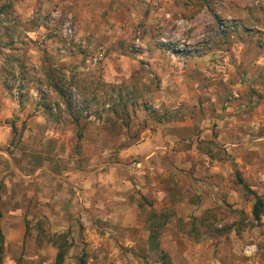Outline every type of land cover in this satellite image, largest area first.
I'll return each mask as SVG.
<instances>
[{"label":"rangeland","instance_id":"1","mask_svg":"<svg viewBox=\"0 0 264 264\" xmlns=\"http://www.w3.org/2000/svg\"><path fill=\"white\" fill-rule=\"evenodd\" d=\"M84 2L0 0L12 6L0 24V264H55L58 245L63 264H155L148 219L165 209L173 264H264V216L252 217L255 195L264 200V0ZM68 20L86 48L63 36ZM99 48L95 64L87 53ZM112 92L123 100L106 101ZM170 126L175 154L128 151ZM220 166L224 181L208 177ZM87 214L113 215L116 225L88 224L114 234L85 235Z\"/></svg>","mask_w":264,"mask_h":264},{"label":"crops","instance_id":"2","mask_svg":"<svg viewBox=\"0 0 264 264\" xmlns=\"http://www.w3.org/2000/svg\"><path fill=\"white\" fill-rule=\"evenodd\" d=\"M64 3L67 4V7H88V2H84V0H64ZM21 5H23L22 2H21ZM41 6L42 7L43 6L48 7L47 3L41 4ZM32 8H33L32 6L30 8L17 7L20 14H25V13L29 14L31 12ZM77 15L79 17V20H78V22L80 24L79 26H81V25L87 26L88 20H87L86 14L84 13V14L80 15L76 12V16ZM81 16H83V19L85 20V22L81 21V19H80ZM35 51H36L35 49H32L33 55L36 54ZM0 89H1V86H0ZM219 113H221V112L219 110H217V114H216L215 118L217 119L218 123L222 124L221 121L223 122V121L229 120V119L225 118L223 115H220ZM188 123L192 125V122H188ZM191 125H189V126H191ZM179 126L181 128V126H187V124H179ZM173 128H175V126L174 127L170 126L169 133H167V134L164 133L163 131H159L158 133H154V134L152 133V135L150 134L149 136L146 135L145 136L146 138L144 137L142 139V142H140L136 146V148L134 149V152L132 150H128V151L130 152V154L137 155V156L141 154L143 156V162L148 161L154 155L160 156V155H162V153L164 154L166 152L170 156L175 154L176 153V151H175L176 149L174 150L175 144H177L181 140V137H176L177 135L172 132L174 130ZM188 129H190V128H188ZM179 136H182V135H179ZM223 137H224V135H223ZM221 138H222V135L220 137V140H221ZM165 142L168 144V149H167V151H161L160 152V150H166V148L162 147L163 145H165ZM177 151H179L178 148H177ZM156 169L159 170V166H158V168L156 167ZM162 171H167V169H164V168L160 169V172H162ZM227 176H228V169L226 166H222V167L220 166L219 168H214L213 170L209 171V175H208V177H213V178H215V180L220 179L223 181L225 178H227ZM116 178H117V175H114L113 173L107 176V179L110 182L117 181L118 179L116 180ZM103 182L106 183L105 181H103ZM123 183H124V181L121 180L120 185L122 186ZM125 188L127 189V187H125ZM204 188L210 189L211 187L209 186V184H206V185H204ZM147 191H148V188H147ZM166 193L167 192H164V196H166ZM197 193L201 194L199 192H197ZM165 202H167V201H165ZM183 209H186V207L183 206L180 210H183ZM112 216L113 215H108V216L104 215V217H100V216H96V215H88L87 214L86 219L84 218V220H86V225L88 226V228H86V230H85V235L89 234V236H91V237L99 238L101 235H103L101 237H108V236L114 234L112 229H109L106 227L99 228V229L93 228L91 230V227L88 224V219H90L93 222H95V221L98 222V220H104L103 223L108 221L110 224L112 222V219H113ZM119 216H122V217H120V223H118L119 226H125V227L129 226L128 216L126 214L124 215V217L122 214ZM81 220H83V219H81ZM112 223H114V222H112ZM114 224L116 225V223H114ZM25 231H26V227L24 224L17 226V233L18 234H23V236H24ZM91 231H92V233H91ZM6 236H7L8 242H18L19 241V238H14L8 234H6ZM95 243H96V248H97V246H99V243L98 242H95Z\"/></svg>","mask_w":264,"mask_h":264},{"label":"trees","instance_id":"3","mask_svg":"<svg viewBox=\"0 0 264 264\" xmlns=\"http://www.w3.org/2000/svg\"><path fill=\"white\" fill-rule=\"evenodd\" d=\"M202 2L205 5L208 6H212L215 2L214 0H202ZM212 8V7H210ZM12 9L11 4L8 5V7H0V24H4L5 20L9 21L8 19V13L10 14V11ZM14 14V13H13ZM245 31H249L248 28L244 27ZM11 35V34H10ZM11 39H13V36L11 35ZM7 47H9L12 51H17L16 49V45L14 46V43L11 41L10 43H7L6 45ZM20 66L22 67L23 65L20 64ZM10 73L13 75V69H10ZM48 74L51 77L52 72L50 70H48ZM8 84V88L12 89V87ZM54 89L56 90V93L63 99L65 100L68 109L71 110L72 108V102L69 98V96L67 95V90L64 89V87H61L59 84L54 83ZM94 93H98V90H93ZM100 92V91H99ZM113 92H115V90H113ZM111 93L109 95H106L104 98L106 99V101H111V97L114 98H118L120 100H123V96L124 94L122 93H118V97L115 96L116 93ZM102 95V94H101ZM99 97V95H97ZM88 98V97H87ZM97 97L93 96L92 99L88 98L87 102L91 103L94 100H96ZM84 109V108H83ZM173 216V213L167 209H165L164 211L160 212L159 214L153 213L152 216L150 217V220L148 219V245H149V251L154 253L155 256L157 257L155 264H173L170 255L168 254V252H166L163 248H162V236H163V232L165 230V228L168 226V224L171 221V218ZM264 216V200L261 197H258L255 195V203L254 206L252 208V217L253 220L255 222H259L261 221L262 217ZM0 242H3V238L1 235V230H0ZM66 250L62 247V245H58V253L56 256V263L55 264H63V262L65 261V257H66Z\"/></svg>","mask_w":264,"mask_h":264},{"label":"built area","instance_id":"4","mask_svg":"<svg viewBox=\"0 0 264 264\" xmlns=\"http://www.w3.org/2000/svg\"><path fill=\"white\" fill-rule=\"evenodd\" d=\"M58 21L59 17L57 15H51L46 18L45 25H53ZM61 31L66 39L86 48V44L81 40V36L78 34V30L71 20H68L64 23L63 27L61 28ZM87 56L91 57V60L95 64H100L101 62H103L104 59V51L102 48H99L97 50H94L93 54H91L89 51L87 53Z\"/></svg>","mask_w":264,"mask_h":264}]
</instances>
